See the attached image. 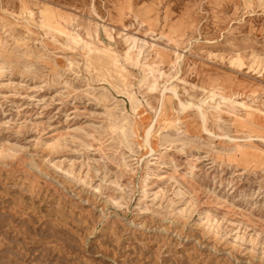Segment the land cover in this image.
<instances>
[{"label":"rangeland","instance_id":"obj_1","mask_svg":"<svg viewBox=\"0 0 264 264\" xmlns=\"http://www.w3.org/2000/svg\"><path fill=\"white\" fill-rule=\"evenodd\" d=\"M114 263L264 264V0H0V264Z\"/></svg>","mask_w":264,"mask_h":264},{"label":"bare ground","instance_id":"obj_2","mask_svg":"<svg viewBox=\"0 0 264 264\" xmlns=\"http://www.w3.org/2000/svg\"><path fill=\"white\" fill-rule=\"evenodd\" d=\"M85 34V33H84ZM78 35V34H77ZM135 35V34H134ZM69 37H71L70 35H69ZM67 38V37H66ZM72 38H74V37H72ZM73 40H75V39H73ZM77 41V40H76ZM67 42V41H66ZM143 50V49H142ZM139 54V53H138ZM135 57V56H134ZM139 58V57H138ZM127 59H130L131 61H135V58H133V57H131V56H127ZM137 60V59H136ZM135 62H137V61H135ZM21 64V63H20ZM123 64V63H122ZM134 64V63H133ZM147 68H155V67H153V66H149V65H147L146 66ZM124 91V90H123ZM194 105V104H193ZM236 105V104H235ZM203 114V113H202ZM203 116V115H202ZM229 127V126H228ZM150 128V127H149ZM161 132V131H160ZM169 132V131H168ZM148 133V132H147ZM176 140V139H175ZM173 141V140H172ZM172 146V145H171ZM238 153V152H237ZM156 157V156H155ZM158 158V157H157ZM162 159V158H161ZM160 160V159H159ZM191 161V160H190ZM129 163V162H128ZM189 176V175H188ZM28 185V184H27ZM119 233V232H118ZM179 233V232H178ZM183 233V232H182ZM143 237V236H142ZM179 244V243H178ZM171 248V247H170ZM156 259V258H155ZM115 264V263H114Z\"/></svg>","mask_w":264,"mask_h":264}]
</instances>
